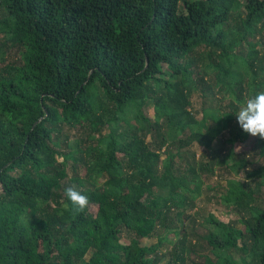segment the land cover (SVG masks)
I'll return each mask as SVG.
<instances>
[{
	"label": "trees",
	"instance_id": "16d2710c",
	"mask_svg": "<svg viewBox=\"0 0 264 264\" xmlns=\"http://www.w3.org/2000/svg\"><path fill=\"white\" fill-rule=\"evenodd\" d=\"M263 52L264 0H0V264H264V165L221 197L241 228L188 224L203 174L249 165L190 149L245 141ZM195 94L215 103L200 118ZM250 149L264 158V140Z\"/></svg>",
	"mask_w": 264,
	"mask_h": 264
},
{
	"label": "rangeland",
	"instance_id": "374dc122",
	"mask_svg": "<svg viewBox=\"0 0 264 264\" xmlns=\"http://www.w3.org/2000/svg\"><path fill=\"white\" fill-rule=\"evenodd\" d=\"M258 24V23H257ZM259 25V24H258ZM258 37V35H257ZM239 55H245L246 49H242L241 51H237ZM264 53V52H263ZM165 69V67L163 68ZM260 73V71H259ZM216 97H221V95H217ZM220 99V98H219ZM226 102L223 103V108H226ZM192 110L195 113L197 118L201 117L202 108H214L215 103L211 102L207 99L202 98L199 95H193L191 98ZM144 112L147 116L154 117L153 109L146 108ZM242 129V128H241ZM75 132H71L69 129H65V134H67L70 139H75ZM63 137V141H64ZM233 139V134L229 130L222 131L217 138L211 144L210 149H204L199 145H192L190 149V153H194L196 156V160L198 165L204 164L208 160H211V163L214 161H220L225 155L232 154L236 159H245L249 161V165L246 169L241 170L238 174H234L232 172H228L226 168L215 167L213 169V174H208L202 176L203 186H202V196L196 200L193 207L189 209V213L192 215V220L188 222V224L194 225L196 233L203 235L206 233L208 229H212L211 225H209L207 218L209 214H213L217 216L221 221L224 222H234L237 228H241V224L238 222L239 216L235 215L232 210L228 212L226 207L223 205L221 197L225 194V190L227 187V183L229 180H245V171H252L260 168L264 165V158L254 155L250 150L254 136L248 134L247 138L244 142H235L234 144L230 143L229 140ZM149 141V139H146ZM65 143V142H64ZM65 145V144H64ZM65 149V146L63 147ZM163 158L166 157L163 153ZM213 167V166H212ZM249 181V179H247ZM91 212H96V207H91ZM191 237L190 239L196 243V250L200 253L207 254L209 252L208 249H205V243L200 237H196L194 233L190 230ZM125 237H123V240ZM125 241V240H124ZM127 242V240H126ZM155 243V239H143L141 240V244L144 246H149ZM203 246V247H202ZM162 253L165 250V247L162 249ZM236 257L238 254L235 255ZM166 258L161 259L159 264H165Z\"/></svg>",
	"mask_w": 264,
	"mask_h": 264
},
{
	"label": "clouds",
	"instance_id": "9594fccd",
	"mask_svg": "<svg viewBox=\"0 0 264 264\" xmlns=\"http://www.w3.org/2000/svg\"><path fill=\"white\" fill-rule=\"evenodd\" d=\"M236 115L238 124L244 132L264 140V91L246 99ZM65 195L77 213H82L88 208V196L77 189L67 187Z\"/></svg>",
	"mask_w": 264,
	"mask_h": 264
}]
</instances>
